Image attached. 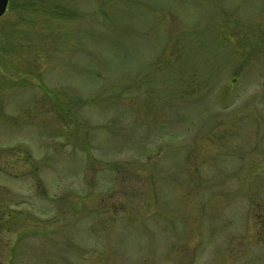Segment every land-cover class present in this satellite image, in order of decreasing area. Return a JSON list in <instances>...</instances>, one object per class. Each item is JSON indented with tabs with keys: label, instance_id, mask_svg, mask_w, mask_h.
<instances>
[{
	"label": "rangeland",
	"instance_id": "obj_1",
	"mask_svg": "<svg viewBox=\"0 0 264 264\" xmlns=\"http://www.w3.org/2000/svg\"><path fill=\"white\" fill-rule=\"evenodd\" d=\"M0 264H264V0H9Z\"/></svg>",
	"mask_w": 264,
	"mask_h": 264
},
{
	"label": "water",
	"instance_id": "obj_2",
	"mask_svg": "<svg viewBox=\"0 0 264 264\" xmlns=\"http://www.w3.org/2000/svg\"><path fill=\"white\" fill-rule=\"evenodd\" d=\"M8 0H0V17L5 13Z\"/></svg>",
	"mask_w": 264,
	"mask_h": 264
}]
</instances>
